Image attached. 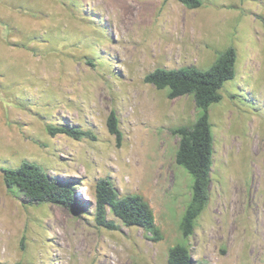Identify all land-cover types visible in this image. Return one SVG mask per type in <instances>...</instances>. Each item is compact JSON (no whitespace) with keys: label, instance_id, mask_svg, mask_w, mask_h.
Segmentation results:
<instances>
[{"label":"rangeland","instance_id":"obj_1","mask_svg":"<svg viewBox=\"0 0 264 264\" xmlns=\"http://www.w3.org/2000/svg\"><path fill=\"white\" fill-rule=\"evenodd\" d=\"M0 0V264H169L190 246L201 264H264V0ZM234 78L211 106L210 202L186 238L180 230L192 176L176 163L194 123V97L145 81L158 67H210L229 46ZM115 110L122 143L109 131ZM74 125L95 138L53 135ZM23 160L78 182L83 212L32 205L10 192L2 168ZM151 204L158 238L96 220L97 181Z\"/></svg>","mask_w":264,"mask_h":264},{"label":"trees","instance_id":"obj_2","mask_svg":"<svg viewBox=\"0 0 264 264\" xmlns=\"http://www.w3.org/2000/svg\"><path fill=\"white\" fill-rule=\"evenodd\" d=\"M189 7H199L202 0H180ZM238 52L235 46L222 51L207 69L196 66L180 68L158 67L145 76V81L159 89L168 88V96L175 99L185 95L194 97L198 110L191 125H181L173 131L179 135L176 163L192 176L191 197L182 216L180 230L188 238L195 232L197 221L207 208L211 198L212 169L214 165V133L211 122V106L223 99L221 92L225 82L236 75ZM109 131L122 143L123 132L115 110L108 116ZM51 134L64 133L75 139L95 138L90 130L74 125L50 126ZM4 181L10 192L32 205L53 203L79 213L84 210V200L77 194L78 182L63 176L51 175L40 164L23 160L17 167L2 168ZM96 220L99 224L115 228L108 218L111 211L128 226H140L150 230L155 238L160 235L155 213L150 202L140 193L120 194L109 177L100 178L92 192ZM169 264H201L193 258L191 248L184 243L171 247ZM14 264H24L16 262Z\"/></svg>","mask_w":264,"mask_h":264}]
</instances>
